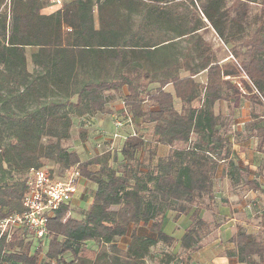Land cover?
<instances>
[{
    "label": "trees",
    "instance_id": "16d2710c",
    "mask_svg": "<svg viewBox=\"0 0 264 264\" xmlns=\"http://www.w3.org/2000/svg\"><path fill=\"white\" fill-rule=\"evenodd\" d=\"M50 5L0 0V221L22 211L30 170L45 162L57 165V177L78 170L95 191L80 218L70 216V203L48 216L44 240L22 229L9 240L0 234V264H147L152 247L173 245L164 214L176 220L196 207L179 239L181 260L190 264L209 233L199 208L213 200L215 170L230 155L218 102L259 107L244 130L264 154V0H71L45 13ZM251 5L255 26L240 38ZM209 28L233 60L216 59L200 35ZM116 100L134 136L84 161L63 146L76 120L85 141ZM122 130L129 134L130 126ZM157 145L169 150L153 161ZM244 185L258 189L254 181ZM230 242L226 257L264 264V241L237 226Z\"/></svg>",
    "mask_w": 264,
    "mask_h": 264
},
{
    "label": "crops",
    "instance_id": "0c3cea01",
    "mask_svg": "<svg viewBox=\"0 0 264 264\" xmlns=\"http://www.w3.org/2000/svg\"><path fill=\"white\" fill-rule=\"evenodd\" d=\"M47 1L51 4V0ZM69 1L71 0H62L63 3ZM30 51L27 50V55ZM213 54L215 55V52ZM29 66L32 68L30 64ZM195 78L202 82L204 80L203 73L198 74ZM224 104L221 106L222 109L216 113L231 119L226 134L230 155L227 160L220 161L215 170L212 182L213 200L210 203L204 200L199 208V217L208 224L209 233L207 239L203 240L201 248L191 254L190 264H241L235 257L225 256V252L234 247L230 238L235 233L237 226H240L246 233L264 241V154L257 150V138L252 136L251 132L244 130V124L251 120V104L242 107L239 100L236 103H231L233 108L231 111H228L229 104ZM116 107L118 111L122 108L120 101L118 105L115 102L111 104L113 113L108 115L110 123L117 111L114 109ZM98 123L101 125L100 122ZM150 127L152 129V125ZM143 132L145 137H151V133L146 132L145 129ZM174 146L180 147L181 144L176 143ZM154 150L153 161L157 157L165 156L169 148L157 145ZM143 154L147 156L146 153ZM142 159L140 160L144 162ZM230 160L233 162L231 166H229ZM229 172L231 176L228 175ZM251 181L257 182V190H252L244 185ZM78 184L83 186L79 182ZM195 209L196 207H193L188 215H181L176 220H173L174 213L172 211H167L164 214L161 220L162 230L174 238L173 249H179V239L190 225V214Z\"/></svg>",
    "mask_w": 264,
    "mask_h": 264
},
{
    "label": "built area",
    "instance_id": "2783aa9c",
    "mask_svg": "<svg viewBox=\"0 0 264 264\" xmlns=\"http://www.w3.org/2000/svg\"><path fill=\"white\" fill-rule=\"evenodd\" d=\"M51 5L59 9L62 6V0H51ZM121 109L123 115L117 114L112 118L113 131L107 134L103 129L100 130L102 144L98 143L96 145L98 152L117 150L115 141H123L127 136L135 135L126 110L123 106ZM125 124L130 126L129 134H125L122 130ZM107 136L108 141L105 140ZM79 180L80 174L74 168L65 171L61 177H55L46 168L30 170L27 179V192L22 198L23 209L20 213L8 216L0 221V234H5L7 240H9L15 230L22 229L36 240H44L47 236V217L51 216L61 205L71 201L77 192Z\"/></svg>",
    "mask_w": 264,
    "mask_h": 264
},
{
    "label": "rangeland",
    "instance_id": "374dc122",
    "mask_svg": "<svg viewBox=\"0 0 264 264\" xmlns=\"http://www.w3.org/2000/svg\"><path fill=\"white\" fill-rule=\"evenodd\" d=\"M53 9L57 10V8L55 6L51 5L50 7L47 8L45 13L53 12L54 11ZM257 13H258V7L254 6V5H251V7H249L247 9L246 19L250 21V18H251V23H249V25L247 26L246 31L238 32L240 34V38L241 37H247L248 35H250V33L252 32V30L255 26L254 16ZM200 35L202 36V38L207 43L208 48L211 49V51L215 52V57L217 58V60H219L220 63L225 62L227 59L233 60L229 54V47L224 46L210 28L205 29L204 31H201ZM209 49H208V51H209ZM204 50H206V48ZM29 68H30V66H29ZM235 81H237V79H235ZM167 89L169 90L170 87H168ZM240 102H241L242 107H244L243 105L249 106V102L246 101L245 99H240ZM118 103H119V101L116 100L115 104L118 105ZM223 105H225V104L218 102L216 104L215 111H219L220 109H222L221 106H223ZM231 106H232V104L231 105L229 104L228 111H231V109H233ZM175 107L178 110L180 109V103L178 101H175ZM114 109H116L118 111L117 107ZM117 111L114 115H117ZM251 111H253L255 113H260V109L258 106H252L251 105ZM108 117L109 116H105V117H102L99 119H95L92 122V125L86 129L87 130V137H86L85 141H82L78 136L79 122L76 120L74 122L73 127L71 128L70 137L68 140H66L63 143V146L70 149V150L75 151L82 161L92 157L96 152H98L96 145L98 143L102 144V142H101L102 138L100 136V130L103 129L105 131V133H107V134H109L113 131V126L110 123V118H108ZM98 122H100L101 125ZM230 122H231V119L226 117L225 123H227V126L230 125ZM143 128L145 129L146 132L151 133L150 125H145V127H143ZM108 139L109 138L107 136L105 140L108 141ZM115 142H116L115 146L118 147L119 142H117V141H115ZM141 158H143L142 160L144 162H147V156L145 154L142 153ZM44 165H45L46 169H49L54 174V176L57 177V175L59 173V169H58L57 165H55L54 163H51V162H45ZM79 183H81L83 186H80V184H78L77 192L73 196L71 201L69 202L70 203L69 204V214L73 218H80L81 217L82 212H84L88 208V206L90 204L91 196H92L93 191H94V185L92 183H90L88 181H82L81 179H80ZM81 193H83V196H81ZM205 239H207V236L205 237ZM124 245H125V241L123 239L118 241V246L124 247ZM46 246H47V243L45 241L44 245L42 247L43 250H46ZM87 246L92 250L91 252L96 253L98 250L96 245H94L92 242H88ZM168 256L172 258L168 264H184V262L182 261L184 259L181 260V258H184V255L179 251V249H173V245L171 247H167L163 244H158L157 246L152 247L150 249V253L146 257V263L147 264H164L165 261L167 260ZM41 258H42V255L40 256V259Z\"/></svg>",
    "mask_w": 264,
    "mask_h": 264
}]
</instances>
